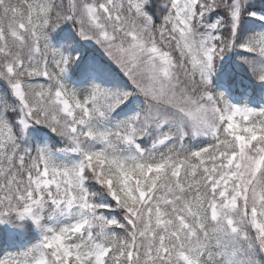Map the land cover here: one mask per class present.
<instances>
[{
	"label": "snow or ice",
	"instance_id": "6c2138e0",
	"mask_svg": "<svg viewBox=\"0 0 264 264\" xmlns=\"http://www.w3.org/2000/svg\"><path fill=\"white\" fill-rule=\"evenodd\" d=\"M262 254L264 0H0V264Z\"/></svg>",
	"mask_w": 264,
	"mask_h": 264
},
{
	"label": "trees",
	"instance_id": "16d2710c",
	"mask_svg": "<svg viewBox=\"0 0 264 264\" xmlns=\"http://www.w3.org/2000/svg\"><path fill=\"white\" fill-rule=\"evenodd\" d=\"M262 255H264V254H262ZM260 257H257V259H259Z\"/></svg>",
	"mask_w": 264,
	"mask_h": 264
}]
</instances>
